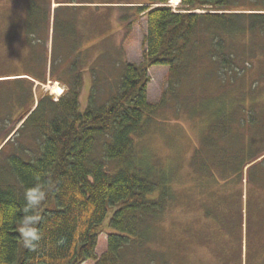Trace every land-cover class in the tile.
I'll use <instances>...</instances> for the list:
<instances>
[{
	"label": "trees",
	"instance_id": "16d2710c",
	"mask_svg": "<svg viewBox=\"0 0 264 264\" xmlns=\"http://www.w3.org/2000/svg\"><path fill=\"white\" fill-rule=\"evenodd\" d=\"M168 2L151 0L152 5L137 6L147 19L143 63L122 65L118 87L104 103L98 102L94 85L83 110L80 95L89 57L81 49L82 40L69 36L72 24L64 13L73 6L61 4L55 9L49 52L51 3L28 1L20 35L34 63L29 64L30 71L1 76L5 79L0 81L17 77L9 83L20 88L0 92L6 105V112L0 107V113L12 115L10 104L5 103L12 98L20 113L31 108L36 101L32 84L47 81L49 65L52 80L66 88L56 100L40 94L36 108L16 132L31 134L36 151L20 145V155L14 151L3 156L12 138L0 149V264H83L88 260L172 264L171 253H177L183 264L181 239L171 227L167 226L166 235H172L168 243L178 246L176 252L161 251L152 244L177 192L168 172L154 168L136 146L160 107L179 100L186 83L194 86L179 102L189 112L203 114L200 143L192 160L199 186L212 181L238 184L242 201L240 207L235 204L232 193L216 205L214 215L212 202H205L215 225L208 235L201 232L199 237L211 241L210 247L216 250L219 224L232 230L243 229L246 223L248 240L253 224L264 229V198H255L264 193V108L260 104H264V0H181L178 11ZM155 65L169 67L168 87L158 103L148 96V69ZM24 76L33 80L26 94L20 90L24 79H29ZM209 83L215 87L213 93ZM201 86L205 95L198 94ZM220 88L229 90L225 93ZM249 164L244 212L243 172ZM220 172L226 173L224 180ZM28 192L42 196L38 206H28ZM233 206L237 215L230 220L224 207ZM29 217L36 221L31 227L41 237L34 247L26 246L23 238ZM102 231L108 236V248L99 257ZM245 254L246 264H252L251 251Z\"/></svg>",
	"mask_w": 264,
	"mask_h": 264
},
{
	"label": "rangeland",
	"instance_id": "374dc122",
	"mask_svg": "<svg viewBox=\"0 0 264 264\" xmlns=\"http://www.w3.org/2000/svg\"><path fill=\"white\" fill-rule=\"evenodd\" d=\"M28 1L0 0V80L5 79L1 76L24 73L32 69L29 66V64L34 63L33 61L31 62L29 57L32 53L30 54L28 51L29 48L25 49L22 46V36L20 35ZM40 1L44 5L46 2L51 3L49 52H51L52 46L55 9L59 5L64 4L60 3L61 1L69 2L66 3L67 5L72 4L73 9H67L65 13L62 11L59 13L61 15L64 13L65 17L73 25H71L73 31L71 34L69 33L70 38L75 41L82 40L81 49H84V54L89 57L88 61L86 60L83 74L84 85L80 95L81 107L83 110L87 107L94 85L96 86L98 102L104 103L114 89L118 87L117 78L122 65L126 62L141 64L144 61L143 51L147 33V19L145 15L138 13L137 6L152 5L151 0ZM168 5L173 10L178 11L181 8V0H169ZM60 45L61 42L59 40ZM49 67L50 65L48 66L47 81L42 84L39 82L32 84L36 101L31 108L20 113L17 102L12 98V100L5 102L11 106L8 109H10L12 115L8 116L5 113L6 105L3 103L4 100L0 99V107L5 111L0 113V149L7 140L12 138L8 145L5 146L3 156L14 151L20 155V145L36 151L37 142L31 134L26 131L20 134H16V132L22 119L26 115L28 116L36 105L40 94L42 96L50 94L55 100L63 95L66 86L60 81L52 80ZM61 68L59 67L57 70ZM148 72L150 75L148 96L153 103H158L164 90L168 87L169 67L166 65H155L151 66ZM93 75L96 76L95 80ZM24 77L29 79H24L26 83L21 86L20 90L23 94H26L27 88L30 87L33 80L28 76ZM13 78L17 77H10L12 82L15 81ZM11 81H0V92L4 90L10 92V90L20 88V85L9 83ZM187 82H192V80H187ZM55 83L62 87L61 93L53 91ZM186 84V88H180L182 96L178 98L179 100H170L169 104L162 105L155 119L147 127L145 134L142 137H138L137 140L136 147L139 155L151 165L153 164L154 168L156 166L163 167L166 171L162 172L166 175L169 174L173 189L177 192L174 205L168 211L167 215L169 216L164 218L166 223H162V226L158 228L160 235L157 236L152 244L160 248L161 251L164 249L170 250L171 248V251H177L178 246H171L168 243L169 239L172 238L170 233L166 235V228L169 226L176 232L175 236H178V241L179 238L181 239V250L185 252L183 264H241V262L246 264L245 253L247 250H250L253 255L251 258L252 264H261L264 258V229L260 224L257 225L255 223L253 224L254 228H250L249 240L247 239L246 223H244L243 229L240 227L238 229L235 226L232 229L233 231L229 228L225 229L223 224H219L221 229H218L216 250L210 247L209 243L211 241L207 243L203 236L199 237L201 232H207L208 235L210 229L215 225L212 217L210 218L207 215L206 211L209 209L206 208L205 202H212L213 210L211 215H214L216 205L218 206L220 202H225V198H231L232 193L235 196V204L240 207L242 201L239 200L241 195L238 184H222L223 182L212 181L203 183V187L199 186L197 181L198 171L194 167L192 160L200 143L199 133L202 124L200 120L203 118V114L191 113L185 107H182V102H179L185 98V95L190 94L191 90L188 87L194 86L189 83ZM209 85H211L209 86V93H213L215 87L210 83ZM220 90H224L226 93L229 88H220ZM197 91L199 95H205L206 93L202 86ZM216 91V93L219 92L218 89ZM208 95L213 96L211 94ZM262 100H264V96ZM260 104L264 108V104L262 102ZM23 156L29 159V154L23 153ZM251 164L247 165L243 172L244 212H246V200L248 198V170ZM225 175L226 173L220 172V180H224L226 178L224 177ZM258 197L264 198V193L262 195L255 194V198ZM224 209H226L229 219L234 220L238 209L235 206L224 207ZM164 237L167 238V241L163 239ZM240 241L243 243V254L240 250ZM107 248L108 236L106 232L102 231L97 247L98 256H102L107 251ZM170 255L173 259L172 264H181L177 253L174 255L171 253ZM83 264H95V261L88 260Z\"/></svg>",
	"mask_w": 264,
	"mask_h": 264
},
{
	"label": "clouds",
	"instance_id": "9594fccd",
	"mask_svg": "<svg viewBox=\"0 0 264 264\" xmlns=\"http://www.w3.org/2000/svg\"><path fill=\"white\" fill-rule=\"evenodd\" d=\"M25 195L27 204L30 208L38 206L40 200L42 199L41 195L33 192H28ZM35 222L36 221L31 217L26 218L24 221L23 238L25 241V245L28 247H34L36 242H38L41 238L39 233L31 227V225L35 224Z\"/></svg>",
	"mask_w": 264,
	"mask_h": 264
},
{
	"label": "bare ground",
	"instance_id": "6f19581e",
	"mask_svg": "<svg viewBox=\"0 0 264 264\" xmlns=\"http://www.w3.org/2000/svg\"><path fill=\"white\" fill-rule=\"evenodd\" d=\"M175 1H180V0H175ZM53 87H54V89H53L54 92H56V93L62 92V87L58 83H55V85H53Z\"/></svg>",
	"mask_w": 264,
	"mask_h": 264
},
{
	"label": "water",
	"instance_id": "95a60500",
	"mask_svg": "<svg viewBox=\"0 0 264 264\" xmlns=\"http://www.w3.org/2000/svg\"><path fill=\"white\" fill-rule=\"evenodd\" d=\"M36 106H37V104H36ZM36 106H35V107L33 108V110L29 113V115L34 111V109L36 108ZM29 115H28V116H29ZM28 116H27V117H28ZM27 117H26V118H27Z\"/></svg>",
	"mask_w": 264,
	"mask_h": 264
},
{
	"label": "crops",
	"instance_id": "0c3cea01",
	"mask_svg": "<svg viewBox=\"0 0 264 264\" xmlns=\"http://www.w3.org/2000/svg\"><path fill=\"white\" fill-rule=\"evenodd\" d=\"M63 5H67V4H63ZM68 5H72V4H68ZM98 42V41H97Z\"/></svg>",
	"mask_w": 264,
	"mask_h": 264
}]
</instances>
